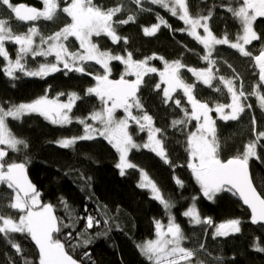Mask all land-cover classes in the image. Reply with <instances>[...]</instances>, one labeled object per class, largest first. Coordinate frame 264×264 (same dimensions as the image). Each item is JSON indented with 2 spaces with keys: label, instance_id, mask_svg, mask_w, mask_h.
<instances>
[{
  "label": "trees",
  "instance_id": "trees-1",
  "mask_svg": "<svg viewBox=\"0 0 264 264\" xmlns=\"http://www.w3.org/2000/svg\"><path fill=\"white\" fill-rule=\"evenodd\" d=\"M66 2L67 0H61V7L66 6ZM236 2L237 0H188V7L193 16L207 15L212 11L210 27L213 33L217 37H222L226 32L229 40L234 41L236 34L240 32V24L223 5L229 3L235 5ZM12 3L15 5L27 3L42 8L40 0H12ZM94 3L104 9L122 4L124 11L117 14L114 20L127 19L128 15L135 16L134 21L116 27L118 35L127 38V43L122 39L114 44L104 35L94 37L100 48L120 54L130 51L136 59L154 55L163 57V60H151V64L158 69H162L164 60L178 59L188 67L204 69L209 66L208 62L202 59L207 54L203 45L187 31H179L185 28L183 21L173 17L160 5H153L150 0H143V7L151 10L140 11L133 0H94ZM157 16L163 17L171 28L161 25L155 35H145L144 28L159 23ZM70 21V17L61 13L57 21H45V30L49 33L53 32ZM41 22L43 19L33 24ZM10 23L14 32L24 31L31 26V22H18L15 19H11ZM254 26L262 40L253 41L249 45V51L257 54L264 42V21H256ZM12 44L6 42L11 57L15 59L18 46L14 48ZM213 58H216L214 69L218 75L230 78L232 74H238L247 93L253 90V86L258 82L253 60L241 56L237 50L228 45H217ZM50 61H54V56L33 58L29 54L26 58L29 69H37L40 64ZM4 66V59L0 57V105L5 108L30 102L45 95L55 98L58 94L64 93L59 97L65 98L69 92H75L82 97L73 107L74 118L87 117L93 110L102 107L101 102L94 95L85 96V90L96 83L93 76L76 72L65 75L64 71H61L42 78L17 72L18 78L11 79L4 74L2 70ZM112 66L113 77L119 79L122 65L113 61ZM231 69L236 72L233 73ZM86 70L100 74L103 69L95 62H87ZM184 70L189 80L195 83V92L199 98L203 95L210 101L215 98L219 101L228 99L227 89L217 92L214 87L205 86L188 70ZM157 83H160L158 73L146 75L138 96L144 110L153 117L155 126L163 130L164 147L171 163H165L149 149H133L129 156L138 168L126 169L124 175H121L120 169L116 167L119 153L103 137L80 140L74 146L64 148L57 141L65 137L81 135L84 126L76 120L70 125L53 124L39 114L25 115L20 121L8 119L11 131L26 140L28 147L20 153L9 152L6 159L17 162L27 159L29 161L26 165L27 176L41 193V202L54 205L55 214L65 223H72L61 203L62 199L67 201L73 218L76 219L73 227L64 228L58 234V238L63 241L69 231H72L73 236L82 231L87 232L92 238V243L87 247L78 246L73 249L67 243L65 245L66 250L74 259L81 261V264H151L137 245L155 236V222L166 220L168 212L152 198L149 189L139 187L141 180L139 168L147 171L163 196L174 205L170 211L187 237L184 246L197 252L195 261H203L204 264H264V252L256 250L257 241L260 247H264V225H255L251 222L249 210L232 192L221 191L212 200L203 195L199 183L188 167L190 155L186 150L187 132L194 130L196 122L192 121L186 128L182 125L173 128L171 121L182 118V110L171 101L164 103L163 85L161 84L160 90H156ZM176 96L181 100V105L191 111L187 98L181 92ZM246 104H251L252 107L246 108L239 120L226 122L219 118L216 120L219 138L222 141L224 139L226 143L221 141L222 159L236 155L237 151H243L244 145L254 139L253 118L256 122V130L264 131V111L258 107L257 98L248 96ZM130 125L134 140L139 144L144 143L147 140V131L139 132L135 124ZM258 153L261 159L253 158L249 165L254 183L264 196V162H262L264 148H258ZM177 178L183 182V187L176 183ZM10 195L11 190L0 185V210L5 215L15 218L18 215L16 211L4 207L8 202L6 198ZM195 203L202 218L212 219V226L194 225L190 223L189 217L183 215L187 208ZM87 215L98 219L99 225L86 230L82 218ZM231 219L241 221V231L228 236H215V226ZM12 236L15 243L20 245L23 257L6 238L0 236V264H24L25 258L33 264H38V249L30 236L26 233H15ZM201 244L204 245L203 249L200 248ZM85 252L90 254V258L84 257Z\"/></svg>",
  "mask_w": 264,
  "mask_h": 264
},
{
  "label": "snow or ice",
  "instance_id": "snow-or-ice-1",
  "mask_svg": "<svg viewBox=\"0 0 264 264\" xmlns=\"http://www.w3.org/2000/svg\"><path fill=\"white\" fill-rule=\"evenodd\" d=\"M42 8L28 6L26 4L15 5L12 0H0V4L10 10L9 18H0V57L6 61L3 67L4 74L17 79V72L27 76L46 77L50 74L64 71L76 72L84 75L93 76L96 81L95 86L85 90V96L94 95L101 102L102 107L99 110H93L91 114L84 118H73L70 113L78 100L82 97L75 93L68 94V102H59L58 94L56 99H49L47 95L39 97L32 102L11 105L8 108L0 105V185H4L11 190V195L6 199L8 202L4 205L7 209L15 210L18 214L15 218L11 215H5L0 210V236L6 238L18 254L23 257L22 250L18 243H15L12 234L26 233L35 242L38 249V264H81V261L66 250V243L70 248L78 246L87 247L92 243V238L86 231L77 233L73 236L72 231L65 234L62 241L58 234L64 228H72L75 219L72 210L67 201L61 200L69 220L72 223H65L64 220L55 214V207L51 203H42L41 193L35 185L28 179L27 163L6 159L9 152L20 153L27 149V141L16 136L8 125V119L20 121L25 115L39 114L48 119L53 124L70 125L75 119L83 125V135L65 138L57 141L60 146L69 148L74 146L80 140H93L98 136L103 137L119 153V162L116 167L120 169V174L124 175L126 169L138 168V165L129 161V153L133 149H149L157 156L162 158L165 163H171L167 157V151L164 147L163 130L155 127L154 119L143 107L138 92L144 82V77L150 73H159L160 83L155 85L156 90L161 89V84L167 86L163 88L164 103L170 101L182 110L183 117L173 119L171 126L187 127L192 121H195L193 131L187 132V151L190 155L188 167L192 170L195 180L199 183L203 195L209 200L221 191L232 192L238 195L244 205L251 210V222H264V196L257 191L251 179L249 162L251 159L260 160L258 148H264V131H257L255 128V119L253 118L254 139L249 140L243 147V151H237V154L225 159L221 158V141L217 135L216 120L211 113L214 111L222 121H237L246 108H251V104H245L248 96H255L259 107L264 111V92L261 91L264 86V42L258 50V54L249 51L246 46L251 45L253 41H261V36L255 31L254 24L257 18L264 17V0H237L236 4L231 3L223 5L227 11L232 14L240 24V32L235 36L234 41L229 40L225 32L222 37H217L211 30L208 21L212 17V11L207 15L197 14L193 16L188 7L187 0H150L153 5H160L167 9L173 17H178L187 26L179 31H187L189 35L195 38L207 54L202 57L208 62V67L204 69L187 68L193 74L198 82L213 87V81L219 80L227 93L230 95L231 102L227 104L216 103L215 107H210L207 102H201L194 95L195 83L189 84L181 76V69L187 66L181 60L169 62L164 60V69L158 70L150 66L152 59H161L163 57H146L142 60L133 58V53L126 52V55L114 54L111 50H102L98 43L93 41V37L107 36L116 44L122 39L127 43V38L121 37L116 31L118 25L126 24L135 20L134 15H128L127 19L114 20L117 14L124 11L122 4L104 9L94 3V0H67L66 6L61 7V0H40ZM140 11H150L143 7V0H133ZM60 13L70 17L71 22L65 24L58 31L48 36H44L38 27L33 24L28 27L24 33L13 31L10 20L15 19L18 22H36L41 19L53 21ZM158 24L152 27L144 28V34L148 36L155 35L161 25L171 28L167 21L157 16ZM202 28L204 35L197 30ZM36 37L40 38L39 44L36 43ZM70 37H74L79 42L78 51L69 49L67 42ZM6 42L18 45L16 58L13 60L6 48ZM44 45H47L45 48ZM228 45L235 49L243 57H248L254 61L259 69V82L253 86L251 92L246 93L243 81L239 80L237 74L233 78L217 76L213 68L216 60L212 59L215 46ZM29 54L35 58L37 56H54V61L40 64L37 69L27 67L26 58ZM119 61L124 67V72L119 79H110L112 68L111 62ZM87 62H95L103 69L102 74H93L86 70ZM229 67H231L229 65ZM133 76L134 79H126ZM177 89H182L191 105V111L181 105V100L175 98L173 93ZM220 92L221 89H214ZM133 109L137 114H133ZM225 109H230L226 112ZM117 110H122L124 115L117 117ZM89 120L97 122L100 126L96 127L88 123ZM130 122L138 127L139 132L147 131V141L138 144L129 131ZM183 130V129H181ZM264 162V161H262ZM141 181L139 187L149 189L153 199L157 200L166 212L169 213V221L164 225L160 221L155 222L156 239L146 241L137 245L141 253L151 264H204L203 261H195L197 252L183 246L187 239L181 226L175 221V217L170 215V210L174 205L167 200L156 183L149 177L143 169H139ZM176 183L183 187V182L177 178ZM190 218V223L194 225L212 226L211 218H201L195 204L183 213ZM78 218V217H77ZM86 230L98 226L100 221L92 215L83 217ZM241 221L231 219L227 222L215 226V236H228L232 233L241 231ZM106 235V233H105ZM76 243H72V241ZM203 249L204 245L201 244ZM256 250L264 252V247H260L257 241ZM84 257L90 258L88 252ZM24 264H33L32 261L24 259Z\"/></svg>",
  "mask_w": 264,
  "mask_h": 264
},
{
  "label": "rangeland",
  "instance_id": "rangeland-1",
  "mask_svg": "<svg viewBox=\"0 0 264 264\" xmlns=\"http://www.w3.org/2000/svg\"><path fill=\"white\" fill-rule=\"evenodd\" d=\"M187 3H188V0H187ZM61 14V13H60ZM59 14V15H60ZM11 14H10V10H8L7 8H6V6H4V5H2V4H0V18H9V16H10ZM59 15H58V17L56 18V19H54L53 21H51V22H55V21H57L58 20V18H59ZM46 20H43V22H41L40 24H37V23H34L35 24V26L36 27H38L39 28V30H40V32L44 35V36H48V35H50V34H52L53 32H55V31H58L59 29H57V30H55V31H53V32H48V31H46L45 30V26H46V22H45ZM71 22V21H70ZM208 23H209V26H210V20L208 21ZM33 25V22H31V26ZM185 25V24H184ZM63 27V26H62ZM187 26L185 25V28H186ZM150 28V27H149ZM211 28V27H210ZM255 28V27H254ZM212 30V29H211ZM27 31V29H25L24 31H18L17 33H24V32H26ZM201 35H204V33H203V29L202 28H200V29H198L197 30ZM213 32V31H212ZM75 40V38L74 37H70L69 38V41L67 42V44H68V47H69V49L70 50H72V51H78V50H80L79 49V42L78 41H74ZM93 41L95 42V40H94V37H93ZM39 42H40V38L39 37H36V43L37 44H39ZM76 42V46H74V43ZM6 46V45H5ZM12 46L15 48V47H17L18 45H16V44H12ZM19 47V46H18ZM44 47L46 48L47 47V45H44ZM216 47V46H215ZM6 48H7V46H6ZM246 48L249 50V45H247L246 46ZM102 49V48H101ZM8 50V49H7ZM102 50H104V49H102ZM8 52H9V50H8ZM114 53V52H113ZM10 54V53H9ZM114 54H120V53H114ZM121 55H126V53L125 54H121ZM10 56H11V54H10ZM12 58V57H11ZM134 58V57H133ZM13 59V58H12ZM134 59H136V58H134ZM214 60H216V58H213ZM14 60V59H13ZM136 60H142V59H136ZM4 62H5V65H6V61L4 60ZM113 62V61H112ZM112 62H111V68H112V73H111V76H110V79H116V78H114L113 77V66H112ZM120 65H122V69H121V74L124 72V65L122 64V63H120L119 61H117ZM169 62H172V61H169ZM149 64H150V66H154V65H152L151 64V60L149 61ZM155 67V66H154ZM187 68H193V67H186V68H183V69H181V76H182V78L184 79V81L185 82H187V83H189V84H192V83H194L192 80H189L190 78L188 77V75L186 74V72H185V70L184 69H186L187 70ZM158 69V68H157ZM164 69V61H163V67H162V69H158V70H163ZM195 69H197V68H195ZM199 70V69H198ZM213 71H214V73L219 77V76H223V75H218L216 72H215V69L213 68ZM234 72H236V71H233V73ZM103 73V70L101 71V73L100 74H102ZM158 73V72H157ZM191 73V72H190ZM121 74H120V76H121ZM159 74V73H158ZM192 74V73H191ZM232 74V73H231ZM235 74V73H234ZM234 74H232L231 75V77L230 78H233V77H235L236 75H234ZM248 75V74H247ZM224 77V76H223ZM240 77V76H239ZM126 79H134V77L133 76H128V77H126ZM200 83H202V82H200ZM239 83H240V79L239 80H237L236 81V84H237V86L239 85ZM203 84V83H202ZM162 85H163V88H165L167 85L166 84H163L162 83ZM93 86H95V84L93 85ZM92 86V87H93ZM205 86H207V85H205ZM209 87V86H208ZM213 87L214 88H216V87H219L221 90L222 89H227L226 87H224V85L221 83V82H219V80L217 79V80H214L213 81ZM213 87H211V88H213ZM195 90H196V88L194 89V95H195V97H196V99H198V100H200L201 102H207L208 104H209V106L210 107H215V104L218 102V103H223V104H227V103H230L231 102V99H230V95L228 94V99L227 100H225V99H223V101H219V99H217V98H215V99H211L212 101H210L209 99H206L205 97H203V95L199 98L198 96H197V94H196V92H195ZM182 93L183 94V90L182 89H177L176 90V92H174L173 93V96L175 97V98H178L176 95H177V93ZM245 92L247 93V91L245 90ZM69 93H72V92H69ZM68 93V94H69ZM68 94L66 95V97L65 98H63V97H59V102H64V103H66V102H68ZM138 95H139V92H138ZM184 95V94H183ZM42 97V96H41ZM48 98L49 99H56L57 97H49L48 96ZM187 98V97H186ZM179 99V98H178ZM34 101V100H33ZM30 102H32V101H30ZM23 103H28V102H23ZM257 105H258V107H259V103H258V100H257ZM191 106V105H190ZM73 110V109H72ZM225 111L226 112H228V111H230V109H225ZM133 114H137V110L136 109H133ZM70 115L72 116V111H71V113H70ZM116 115H117V117L119 118V117H122L123 115H124V113H123V111L122 110H117V113H116ZM211 115H212V117L215 119V120H217V118H218V114L216 113V112H212L211 113ZM73 117V116H72ZM74 118V117H73ZM78 118H80V117H78ZM73 120H75V119H73ZM88 123H90V124H93L94 126H96V127H99L100 125L97 123V122H95V121H92V120H89L88 121ZM130 124H131V122H130ZM57 125H59V124H57ZM156 127V126H155ZM216 128H218V125H217V121H216ZM195 130V129H194ZM129 131H130V128H129ZM193 131V130H192ZM130 133H131V131H130ZM219 134V131H218V129H217V135ZM81 135H83V133L81 134ZM81 135H74V136H71V137H76V136H81ZM220 135V134H219ZM219 135H218V137H219ZM221 135H223V134H221ZM71 137H65V138H71ZM99 137V136H98ZM65 138H62V139H65ZM220 139V138H219ZM61 140V139H60ZM147 141V140H146ZM145 141V142H146ZM220 141H222V140H220ZM223 141H224V139H223ZM222 141V142H223ZM144 142V143H145ZM224 143H225V141H224ZM139 144V143H138ZM141 144H143V143H141ZM226 144V143H225ZM221 147H222V145H221ZM129 155H130V153H129ZM128 159H129V161L130 162H132V160L130 159V156H128ZM191 159V158H190ZM133 164H135L134 162H132ZM139 169H143V168H139ZM145 172H147L145 169H143ZM149 175V174H148ZM150 177V176H149ZM151 178V177H150ZM152 179V178H151ZM141 181V180H140ZM202 190V189H201ZM193 206V204H191L188 208H187V210L189 209V208H191ZM195 207H196V209H197V211L199 212V210H198V208H197V205H196V203H195ZM200 214V213H199ZM170 215L171 216H173L174 217V215L171 213V211H170ZM201 216V215H200ZM201 218H202V216H201ZM168 221H169V213H168V215H167V218H166V220H160V222L161 223H163L164 225H167L168 224ZM175 221H176V219H175ZM219 225V224H218ZM154 239H156V234H155V236L152 238V239H149V240H154ZM149 240H146V241H149ZM145 241V242H146ZM184 246V245H183Z\"/></svg>",
  "mask_w": 264,
  "mask_h": 264
},
{
  "label": "water",
  "instance_id": "water-1",
  "mask_svg": "<svg viewBox=\"0 0 264 264\" xmlns=\"http://www.w3.org/2000/svg\"><path fill=\"white\" fill-rule=\"evenodd\" d=\"M18 4H26V5H28V6H34V7H36V8H38L39 9V7L38 6H35V5H29V4H27V3H18ZM17 4V5H18ZM257 19H260V20H264V17H261V18H257ZM258 54V53H257ZM254 62V61H253ZM254 65H255V63H254ZM256 67V66H255ZM256 69H257V71H258V79H259V69L256 67ZM226 160V159H225ZM249 169H250V165H249ZM250 173H251V170H250ZM251 179H252V182H253V185L256 187V185H255V183H254V180H253V177H252V174H251ZM256 189H257V187H256ZM257 191L259 192V190L257 189ZM238 196V195H237ZM239 197V196H238ZM240 199V198H239ZM241 200V199H240ZM241 202H242V200H241ZM243 203V202H242ZM244 205V204H243ZM248 210H249V212H250V214H251V210L248 208V206L247 205H244ZM254 224V223H253ZM257 224H262V225H264V222H262V223H255V225H257Z\"/></svg>",
  "mask_w": 264,
  "mask_h": 264
},
{
  "label": "flooded vegetation",
  "instance_id": "flooded-vegetation-1",
  "mask_svg": "<svg viewBox=\"0 0 264 264\" xmlns=\"http://www.w3.org/2000/svg\"><path fill=\"white\" fill-rule=\"evenodd\" d=\"M256 21H261L260 19H257ZM255 21V22H256ZM262 21H264V20H262ZM255 27V26H254ZM255 31H256V29H255ZM257 32V31H256ZM232 70V69H231ZM257 70V69H256ZM233 71V70H232ZM257 76H258V71H257ZM258 82H259V79H258ZM262 92H264V86H262ZM244 103L246 104V101H244Z\"/></svg>",
  "mask_w": 264,
  "mask_h": 264
}]
</instances>
